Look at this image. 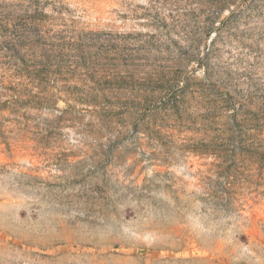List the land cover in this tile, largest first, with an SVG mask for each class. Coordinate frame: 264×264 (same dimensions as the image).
<instances>
[{
  "label": "rangeland",
  "instance_id": "374dc122",
  "mask_svg": "<svg viewBox=\"0 0 264 264\" xmlns=\"http://www.w3.org/2000/svg\"><path fill=\"white\" fill-rule=\"evenodd\" d=\"M0 264H264V0H0Z\"/></svg>",
  "mask_w": 264,
  "mask_h": 264
},
{
  "label": "trees",
  "instance_id": "16d2710c",
  "mask_svg": "<svg viewBox=\"0 0 264 264\" xmlns=\"http://www.w3.org/2000/svg\"><path fill=\"white\" fill-rule=\"evenodd\" d=\"M206 68V67H205ZM205 75H207V71H205Z\"/></svg>",
  "mask_w": 264,
  "mask_h": 264
}]
</instances>
